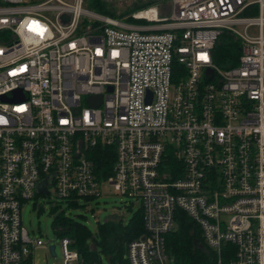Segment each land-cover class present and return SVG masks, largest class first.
<instances>
[{
    "label": "built area",
    "instance_id": "2783aa9c",
    "mask_svg": "<svg viewBox=\"0 0 264 264\" xmlns=\"http://www.w3.org/2000/svg\"><path fill=\"white\" fill-rule=\"evenodd\" d=\"M170 5L132 23L84 0H0V264L49 250L22 224L26 201L86 208L104 186L143 213L144 232L110 263L173 264L165 235L180 209L215 264H264V0ZM223 34L239 42L226 68L213 57ZM59 239L62 264H86Z\"/></svg>",
    "mask_w": 264,
    "mask_h": 264
},
{
    "label": "trees",
    "instance_id": "16d2710c",
    "mask_svg": "<svg viewBox=\"0 0 264 264\" xmlns=\"http://www.w3.org/2000/svg\"><path fill=\"white\" fill-rule=\"evenodd\" d=\"M86 6L93 11L106 12L100 0H88ZM238 45L239 42L232 35L223 34L214 46V62L222 68L234 65L238 57ZM106 158L103 154L97 158L98 166L102 167L100 168L102 175L107 174ZM168 167L169 170L174 168L173 158L170 159ZM81 208H84L83 205ZM175 213L177 225L174 230L165 235V248L172 263L215 264V256L202 243L196 225L184 211L176 209ZM53 227L59 238L67 236L72 239L71 246L81 254L86 264L97 261V237H99L101 251L109 256L111 261H121L126 243L144 232L143 213L140 206L128 224H122L120 219L106 220L99 226V234L96 237L91 235L86 225L65 215L64 211L54 218Z\"/></svg>",
    "mask_w": 264,
    "mask_h": 264
},
{
    "label": "rangeland",
    "instance_id": "374dc122",
    "mask_svg": "<svg viewBox=\"0 0 264 264\" xmlns=\"http://www.w3.org/2000/svg\"><path fill=\"white\" fill-rule=\"evenodd\" d=\"M104 4L106 12L95 11L98 14L116 18L121 21L140 23L131 16L133 13L149 6H158L160 13L167 16L171 12L170 0H100ZM88 0H84L86 6ZM89 9V8H88ZM250 33L257 34L258 28L249 29ZM53 198L36 196L29 199L22 205L21 220L23 226L31 236L40 238L47 246L55 245V256L50 254L48 248L40 246L34 249L32 254L33 264H62V253L60 239L53 227L54 218L65 212L75 221L82 222L93 237L99 234V226L106 220L120 219L122 224H128L134 216L139 204L132 203L131 199L115 192L111 187L104 186L102 194L92 201L86 208H68L64 205L61 208H53L50 201ZM97 237L96 252L102 264H113L107 262L105 254L99 246Z\"/></svg>",
    "mask_w": 264,
    "mask_h": 264
},
{
    "label": "water",
    "instance_id": "95a60500",
    "mask_svg": "<svg viewBox=\"0 0 264 264\" xmlns=\"http://www.w3.org/2000/svg\"><path fill=\"white\" fill-rule=\"evenodd\" d=\"M211 75H212V70L208 69V76L211 77ZM88 102L90 105L96 107L100 105L101 97L100 96L91 97L89 98ZM51 179H52V176H49L46 179L41 180L36 187L37 192L47 195V186L51 185ZM194 242L197 243L196 240H194ZM49 251L52 256H55V246L54 245L49 246ZM105 258L107 262H109V256H106Z\"/></svg>",
    "mask_w": 264,
    "mask_h": 264
}]
</instances>
